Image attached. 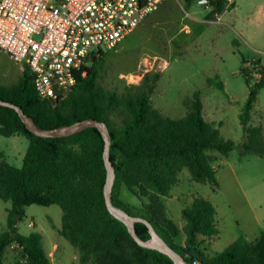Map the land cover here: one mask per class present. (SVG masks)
<instances>
[{
    "label": "trees",
    "instance_id": "trees-1",
    "mask_svg": "<svg viewBox=\"0 0 264 264\" xmlns=\"http://www.w3.org/2000/svg\"><path fill=\"white\" fill-rule=\"evenodd\" d=\"M183 1L190 6L195 0ZM215 1L211 19L225 10L224 0ZM104 55H92L85 75H79L74 89L62 101L41 99L27 68L15 84H0V101L22 109L43 130L71 126L86 119L105 122L111 135L110 161L115 171L113 203L118 206L120 185L145 199L144 214L140 217L148 220L187 264H264V232L253 242L239 238L209 258L203 243L219 234L212 203L203 197L195 198L182 211L185 225L180 231L167 217L163 201L183 170L198 183L218 187L212 151L228 155L240 148L245 154L264 158V129L262 125H251L252 110L264 88V68L256 71L260 79L254 84L252 71L257 69H241L251 94L240 114L245 141L236 144L223 138L215 124L206 120L199 91L185 100L187 112L181 118L163 116L155 109L151 97L159 74L146 75L138 86L129 87L122 94L103 89L98 80ZM208 82L224 89L222 82ZM0 135L23 136L29 141L20 168L0 154V200L11 203L7 229L0 234V264H4L5 252L13 244L19 246L23 255V262L17 264H52L43 236L19 230L26 218V208L32 205L61 208L62 226L53 229L77 250L80 264H175L168 256L139 246L127 226L109 212L104 194L105 141L98 129L43 138L28 130L14 108L0 105ZM135 231L142 240L150 239L145 224L136 223ZM182 237L183 245L177 241Z\"/></svg>",
    "mask_w": 264,
    "mask_h": 264
},
{
    "label": "rangeland",
    "instance_id": "rangeland-1",
    "mask_svg": "<svg viewBox=\"0 0 264 264\" xmlns=\"http://www.w3.org/2000/svg\"><path fill=\"white\" fill-rule=\"evenodd\" d=\"M197 1L187 6L183 0H163L159 9L114 50L105 51L98 81L103 89L122 94L127 88L138 86L146 75L159 74L151 102L170 118L185 116V100L199 91L206 120L215 124L223 138L242 144L245 135L240 114L251 90L241 69H257L252 71L255 74L264 68V0H224L223 14L212 19L214 7ZM24 69L0 51V84H15ZM259 79L258 74L253 75L252 84ZM208 80L222 82L224 89ZM251 125L264 127V88L252 110ZM28 147L29 141L23 136L0 135V154L18 168L23 165ZM210 155L218 187L198 183L183 170L163 201L167 217L180 231L185 225L182 211L195 198L203 197L212 203L219 234L203 243L206 256L212 258L233 241L244 238L253 242L264 232V158L245 154L240 148L228 155L217 151ZM145 202L125 185L119 186L118 207L140 216L144 214ZM10 208L11 203L0 200V234L7 229ZM25 213L20 232L40 233L52 264H80L77 250L53 229L62 226L59 206L32 205ZM177 241L183 245L184 237ZM22 262L21 249L17 244L11 245L3 263Z\"/></svg>",
    "mask_w": 264,
    "mask_h": 264
},
{
    "label": "built area",
    "instance_id": "built-area-1",
    "mask_svg": "<svg viewBox=\"0 0 264 264\" xmlns=\"http://www.w3.org/2000/svg\"><path fill=\"white\" fill-rule=\"evenodd\" d=\"M162 2L0 0V51L30 71L41 99L59 102L93 54L114 50Z\"/></svg>",
    "mask_w": 264,
    "mask_h": 264
},
{
    "label": "water",
    "instance_id": "water-1",
    "mask_svg": "<svg viewBox=\"0 0 264 264\" xmlns=\"http://www.w3.org/2000/svg\"><path fill=\"white\" fill-rule=\"evenodd\" d=\"M198 4H208L212 7L216 5L215 0H198ZM0 105L14 108L22 118L23 122L27 126L28 130L31 131L34 135L43 137V138H52V137H66L73 134H76L82 130L87 128H96L100 131L105 141V149H104V159L107 168V180L105 184L104 194L106 205L113 217L123 222L127 228L131 236L138 243L139 246L158 251L166 256H168L175 264H187L186 260L183 256H181L175 249L168 245V243L164 240V238L156 231L153 225L143 217L140 216H132L127 211L122 209L121 207L116 206L113 203L112 191L115 181V171L112 163L110 161V147H111V135L109 133L108 127L105 122H101L94 119H86L83 121L76 122L71 126L61 127L53 130H43L36 126L33 119L27 117L23 110L19 107L0 101ZM143 223L145 224L150 233V239L142 240L135 231V224Z\"/></svg>",
    "mask_w": 264,
    "mask_h": 264
},
{
    "label": "crops",
    "instance_id": "crops-1",
    "mask_svg": "<svg viewBox=\"0 0 264 264\" xmlns=\"http://www.w3.org/2000/svg\"><path fill=\"white\" fill-rule=\"evenodd\" d=\"M258 101V100H257ZM263 129H264V127H263ZM59 229V228H58Z\"/></svg>",
    "mask_w": 264,
    "mask_h": 264
}]
</instances>
